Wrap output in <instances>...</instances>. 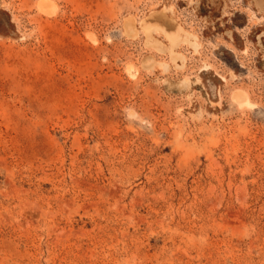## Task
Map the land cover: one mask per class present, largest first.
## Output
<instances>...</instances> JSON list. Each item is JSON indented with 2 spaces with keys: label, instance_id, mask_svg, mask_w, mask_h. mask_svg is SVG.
Here are the masks:
<instances>
[{
  "label": "rangeland",
  "instance_id": "374dc122",
  "mask_svg": "<svg viewBox=\"0 0 264 264\" xmlns=\"http://www.w3.org/2000/svg\"><path fill=\"white\" fill-rule=\"evenodd\" d=\"M0 264H264V0H0Z\"/></svg>",
  "mask_w": 264,
  "mask_h": 264
},
{
  "label": "bare ground",
  "instance_id": "6f19581e",
  "mask_svg": "<svg viewBox=\"0 0 264 264\" xmlns=\"http://www.w3.org/2000/svg\"><path fill=\"white\" fill-rule=\"evenodd\" d=\"M46 5V3H45ZM125 28L127 31H130V32H133L134 31V22L132 20H127L126 23H125Z\"/></svg>",
  "mask_w": 264,
  "mask_h": 264
}]
</instances>
